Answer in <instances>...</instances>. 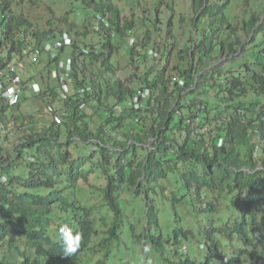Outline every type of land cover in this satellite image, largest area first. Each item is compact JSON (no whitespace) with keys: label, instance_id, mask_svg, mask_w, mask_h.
<instances>
[{"label":"trees","instance_id":"trees-1","mask_svg":"<svg viewBox=\"0 0 264 264\" xmlns=\"http://www.w3.org/2000/svg\"><path fill=\"white\" fill-rule=\"evenodd\" d=\"M38 1L0 0V55L22 51L29 62L67 31L61 54L73 59L74 90L60 96L52 60L30 65L22 101L40 82L33 97L61 121L19 103L10 121L25 127L20 142L8 151L0 141V264H82L102 248L108 258L126 225L145 245L142 264H264V0H192L195 15L178 33L170 16L163 62L136 73L135 85L117 77L114 56L124 47L131 62L144 60L138 47L152 40L147 32L129 44L134 22L115 0H72L60 25L32 28L26 7ZM145 86L152 93L136 109ZM9 108L0 96V121ZM63 225L80 235L71 256ZM185 243L205 249L186 253Z\"/></svg>","mask_w":264,"mask_h":264},{"label":"rangeland","instance_id":"rangeland-1","mask_svg":"<svg viewBox=\"0 0 264 264\" xmlns=\"http://www.w3.org/2000/svg\"><path fill=\"white\" fill-rule=\"evenodd\" d=\"M115 1L121 10L122 16L134 22L133 32L129 34L136 37L135 42L137 40V36L143 37V33L149 32L152 42L146 49L143 47H138L140 53H149L150 49H154L155 51L159 52L158 55L149 53L148 58H145L144 60L138 59L137 55L136 62H131L129 55L127 54V50L124 47H121L120 52L114 56L113 61L118 66L117 77H120L123 80H128L130 84L135 85L136 80L138 79L136 73H142L144 70L152 67L158 61L163 62V60H161L163 53L159 51V46L164 42L163 38L165 36V32L169 29L168 21L170 16L174 15L175 17L173 26L176 33H178L180 24L182 23L181 18L185 17L187 19H191V17L195 15V12L192 8V0ZM71 2L72 0H39L33 7L28 8L27 6L26 12H28L29 19L33 23L32 28H46L48 26V19H54V23L60 25V17L63 14H67L66 12L71 8ZM156 16L159 17L158 21L155 20ZM69 17L79 21L83 20V18L79 19L78 17H75L74 13L72 12ZM180 37V40L183 43L185 39H187V33L184 32V34L180 35ZM128 41L132 43L131 38H129ZM135 42L133 44H135ZM32 75H34V72H32L30 69L25 77H31ZM34 82L36 81L34 80ZM40 87H42L41 84ZM33 93L34 92L29 85L25 94L26 99L21 102L19 110L25 113H36L37 111L43 109L40 117L46 116L50 118V114H48L49 112H47L46 109L50 101H45V108L43 100L35 99L33 97ZM15 109L16 107L9 108V111L6 113V117L8 119L6 123L0 121V141L7 137V140L4 143V148L8 151H12L15 144L20 142L19 137L25 131V127L18 128L14 122L10 121L12 119L13 113L19 111H15ZM258 155L259 154H257V156ZM166 204H168V201H166ZM137 213L138 212L136 211L135 214ZM135 214H130L131 221ZM162 217L165 218V216ZM144 223L142 222L140 224L139 229L142 228ZM124 228L125 231L120 235V239L114 240L112 242L115 247L112 249L113 254L110 257H104L103 254L105 248H102V252H99L98 254H95L97 251L83 254L82 264H139V261L140 264H142V259L147 254V250H142L145 248V245L141 243H135L134 238L131 235V231L129 232V225H126ZM97 242L98 238H96L92 244L100 248L101 246ZM184 246L188 247V251ZM184 246L183 251H187L186 253L198 252L199 248L201 250L205 249V246L199 243H185ZM192 246L194 247V250H192ZM200 252L203 253V251ZM91 253L94 254L91 256ZM90 257L91 261L89 260Z\"/></svg>","mask_w":264,"mask_h":264},{"label":"built area","instance_id":"built-area-1","mask_svg":"<svg viewBox=\"0 0 264 264\" xmlns=\"http://www.w3.org/2000/svg\"><path fill=\"white\" fill-rule=\"evenodd\" d=\"M101 16L98 17L97 21V30H101ZM106 27L110 26V23L107 20H102ZM134 37L131 38L132 44L134 43ZM73 42L71 35L68 32H63L62 37L56 39L53 42H47L42 46H36L31 53L29 54V62H38L44 54H47L48 57H51L55 61L56 68L52 71V76L54 78H58L61 81V90L63 96H66V93L69 92V86L67 83V79L69 78L71 71L73 69V60L71 57L61 58L59 59V51L66 47L67 45H71ZM26 52V51H25ZM150 53H152L150 51ZM27 69V64L24 60V56L22 52L17 54V56L0 67V91L2 92V96L5 99L6 103L10 106H17L21 101L23 88V74ZM178 81L181 85H184L185 82L179 77H173V82ZM33 87L36 91L40 90V85L38 83H34ZM152 93L150 87H144L137 91L133 102L131 105L134 108H140L143 106L142 100L147 99ZM118 112H123V108L121 106L116 107ZM50 111H55L53 106H49ZM57 122L61 121V116L56 114L54 116Z\"/></svg>","mask_w":264,"mask_h":264},{"label":"clouds","instance_id":"clouds-1","mask_svg":"<svg viewBox=\"0 0 264 264\" xmlns=\"http://www.w3.org/2000/svg\"><path fill=\"white\" fill-rule=\"evenodd\" d=\"M99 16H101V15H99ZM98 16V17H99ZM63 32H67V31H63ZM63 32H62V34H63ZM130 33H132V32H130ZM62 34H61V36H62ZM114 34H115V32H114ZM72 37V36H71ZM132 37H134V39H136V37L135 36H133V35H131L130 36V38H132ZM73 38V37H72ZM47 42H50V41H47ZM47 42H45V43H47ZM135 42V41H134ZM44 43V44H45ZM44 44H42V45H44ZM129 44L130 45H134V44H132V43H130V41H129ZM42 45H40V46H42ZM68 46V45H67ZM66 46V47H67ZM65 48V47H64ZM63 49V48H62ZM61 49V50H62ZM61 50L59 51V59H63V58H66V57H70V56H67V55H62L61 54ZM150 51L152 52V53H150ZM22 51H18V52H15L14 53V57H12L11 59H7V58H5L4 56V54H1L0 55V58L3 56V58H4V61H5V64L6 63H8L9 61H11L12 59H14L16 56H17V54L19 53H21ZM149 53L150 54H154V55H158V51H155L154 49H150L149 50ZM43 59H50V60H52V71H53V69H55L56 68V65H55V61H54V59H52L51 57H48V55L47 54H44L43 56H42V58L38 61V62H26V64H27V69H26V71L24 72V74H23V81H22V84H23V82L25 81V80H27V79H29V77H25V75L29 72V70H30V65L31 64H38L41 60H43ZM73 60V59H72ZM73 69H74V62H73ZM73 69H72V71H71V74H70V76H69V78L67 79V83H68V86H69V92H67L66 93V96H63V94H62V90H61V81L58 79V78H54L53 76H52V71H51V76H52V78L54 79V80H56V81H58L59 82V84H60V88H59V93H60V96L61 97H64V98H67L72 92H73V90H74V88H73V85H72V83H71V78H72V72H73ZM182 79V78H181ZM183 80V79H182ZM36 81V80H35ZM172 81H173V78H172ZM185 82V81H184ZM34 83H38L39 85L41 84L40 82H38V81H36V82H34V81H32V82H30V86H31V89H32V91L34 92V93H40L41 92V90H42V87H40V90L39 91H36L35 89H34V87H33V84ZM180 84V83H179ZM181 85V84H180ZM42 86V85H41ZM29 87V86H28ZM145 87H149V86H145ZM22 88H23V85H22ZM144 88V87H143ZM139 89H141V88H139ZM138 89V90H139ZM82 90V89H81ZM80 90V91H81ZM137 90V91H138ZM24 93H25V90H24V88H23V93H22V97H23V95H24ZM0 96H1V98H2V100L6 103V101H5V99L3 98V96H2V92L0 91ZM22 97H21V101H22ZM21 101L19 102V103H21ZM7 104V103H6ZM8 105V104H7ZM53 106L54 107V109L56 110V106L55 105H52L51 103H48V106H47V109H48V112L50 113V115L52 116V118L55 120V118H54V116L56 115V114H58V113H52L51 114V112L52 111H50L49 110V106ZM9 106V105H8ZM118 106H120V105H116V107H118ZM10 107V106H9ZM16 106H13V107H10V108H15ZM115 107V108H116ZM117 109V108H116ZM137 109V108H136ZM123 111H124V108H123ZM120 113H122V112H120ZM58 115H60V114H58ZM61 116V115H60ZM56 121V120H55ZM60 235H61V237H62V239L65 241V249H64V255H66V256H71V255H73L77 250H78V247H79V241H80V235L77 233L74 237L72 236V230L70 229V228H68L67 227V225H63L61 228H60ZM71 237V241L69 240V238Z\"/></svg>","mask_w":264,"mask_h":264},{"label":"water","instance_id":"water-1","mask_svg":"<svg viewBox=\"0 0 264 264\" xmlns=\"http://www.w3.org/2000/svg\"><path fill=\"white\" fill-rule=\"evenodd\" d=\"M225 60V59H224ZM224 60H222L221 62H224Z\"/></svg>","mask_w":264,"mask_h":264}]
</instances>
